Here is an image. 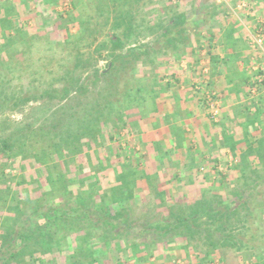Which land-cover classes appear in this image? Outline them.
<instances>
[{
    "label": "rangeland",
    "instance_id": "rangeland-1",
    "mask_svg": "<svg viewBox=\"0 0 264 264\" xmlns=\"http://www.w3.org/2000/svg\"><path fill=\"white\" fill-rule=\"evenodd\" d=\"M173 1L0 0V232L8 228L13 235L10 240L15 239L23 224L22 220L17 222L12 217L16 205H21L22 216L15 214L20 218L37 206L41 210L60 207L72 215L83 214L87 209L90 213L97 207L104 208L114 203L109 191H105L107 185L97 181V177H104V172L109 171L112 160L119 159L120 173L126 175L122 185L125 190L136 188L138 184L136 176L127 171V168H133L132 158L146 167L145 173L142 172L145 175L147 172L148 175L156 173L152 162L157 168H163V165L159 166L161 161L157 155L160 156L167 148L162 141L157 115L167 112L168 98L159 91L162 87L163 92L168 93L167 85L172 83L179 88L187 86L185 81L177 84L173 81L168 68L173 65L170 64L173 60H170L172 54L169 49L182 44L183 50L179 54L183 57L174 64L188 67L192 63L193 54L185 48L191 47L195 39L189 31L193 26L181 33L184 22L179 18L185 12L200 9V5L195 3L186 6L187 0H181L179 4L178 0ZM245 1L253 9L252 21L246 23L250 28L256 19L264 17L256 11L258 1ZM247 36L253 50L251 35ZM209 68L212 80L215 72L212 66ZM194 83L198 95L197 79ZM203 84H207L206 78ZM204 95L207 100L208 92ZM161 99L166 101L161 104ZM182 117L181 126L188 127V122H184L185 114ZM112 145L118 150L114 152ZM148 145L155 151L150 152ZM156 147L160 149L158 153ZM8 154L12 157L5 158ZM171 156L167 158L171 159ZM127 158L129 162L126 163ZM101 165L103 171H100ZM197 166H189L188 170L192 172L184 171L185 175L179 172L182 175L179 180L169 185L162 174L165 171L172 174L173 164L170 167L166 165L165 171L161 170L158 180L153 176L139 182L146 188L142 191L170 188L174 194L171 195L172 202L167 203L159 202L158 197L151 193L143 194V199L137 196V209L142 210L137 215L142 214L143 221L147 223V216L159 217L164 210L160 208H166V205L176 206V210L180 207L189 213L192 200L199 199L200 194L213 200L210 206L222 212L234 211L241 205L243 208H239L231 218L213 213L211 220L204 217L199 223L202 228L204 223L221 221L225 223L222 231L208 229L205 225L203 233L182 230L178 234L160 237L157 241L174 240L178 236L183 238L186 243H181L186 245L187 252L176 251L172 247L167 258L159 255L157 260L160 264H172L174 259L179 264H249L250 260L241 258L246 249L238 248L244 241L260 253L252 264H263L264 167L255 170L236 167L229 177L223 178L211 169L205 171L206 167L202 170ZM35 168L45 177L44 186L38 191H35L38 184L30 174ZM223 168L227 170L226 166ZM197 172L205 176V180ZM48 173L52 182L49 176L46 177ZM84 173L90 176L82 178ZM155 175L157 177V173ZM70 178L75 181L69 183L67 179ZM104 180L119 185L114 181L115 173ZM27 187L32 192L28 193ZM185 189L188 194L183 193ZM20 190L22 198L17 195ZM80 192L86 202L82 206L77 204ZM99 195H102V200ZM234 199L237 201L233 202ZM243 199L247 200L245 204H242ZM116 205L118 210L127 207L126 204ZM74 207L80 210L71 212ZM90 214L88 219L82 220L83 223L95 221L98 217ZM131 231L128 239L140 242L142 236L139 240L134 235L143 234L142 230L135 227ZM69 237V241L74 243L71 235ZM156 237L155 233L148 235L152 240ZM187 241L196 246V253L187 246ZM12 243L16 245L15 241ZM39 248L35 244L27 247L26 254L18 257L23 260L21 264H33L30 251ZM214 248L218 252L211 254L213 262L207 261L208 253ZM8 249L9 246L4 250ZM155 250L159 251L157 245ZM198 251H201L200 255H197ZM89 252L82 251L87 255ZM137 255L143 257L146 252L140 251ZM47 257L54 259L56 264H62V257ZM81 258L84 257L81 255Z\"/></svg>",
    "mask_w": 264,
    "mask_h": 264
},
{
    "label": "crops",
    "instance_id": "crops-1",
    "mask_svg": "<svg viewBox=\"0 0 264 264\" xmlns=\"http://www.w3.org/2000/svg\"><path fill=\"white\" fill-rule=\"evenodd\" d=\"M180 1L178 0V4ZM240 1L187 0L185 3L186 6L192 3L200 5L199 11L185 12L179 18L184 22L181 33L193 26L189 31L195 39L191 47L185 48L187 52L193 54L190 60L192 63H189V69L183 64L182 66L174 64L183 57L179 54L183 50L182 44L180 46L178 43L169 49L172 54L170 60H173L169 62L173 65L168 68L171 70L173 81L175 84L185 81L187 86L179 88L173 83L168 84L170 86L167 85L168 93L163 92L160 87L159 92L166 94L168 98L167 112H159V116L157 115L160 120L159 129L162 130V141L165 142L167 151L161 152L160 156L157 155L161 161L159 166L163 165V168H157L155 162H152L156 172L159 169L165 171L166 165L167 167L174 165L172 174L165 171V178L168 180H179L182 176L179 172L184 175L186 171L192 172L188 170L192 164H198L202 170L206 167L205 171L211 169L210 171H215L223 178L236 167L241 166L242 169L248 167L252 170L264 167V82L257 85L254 93V76L258 69H255L253 64L256 63L257 56L255 51L250 49L247 39L250 29L246 24L251 23L252 19L245 11H239L240 13L235 11ZM256 1L259 2L256 11L264 17V0ZM228 7L230 10H227ZM211 66L215 72L212 80L209 68ZM205 78L207 84H203ZM196 79L200 89L198 95L194 90V87H197L194 83ZM209 91H214L219 100L220 113L217 119H212L209 113L204 95ZM161 100V104L166 101ZM183 114L186 116L184 122H188V127L181 126ZM148 147L150 152L155 149L150 145ZM156 149L158 153L160 149L158 147ZM170 154L171 159L167 158ZM224 166L227 167L226 171ZM199 177L203 179L205 176L200 174ZM144 189L146 188L143 187L137 195L143 198V194L156 195L157 192H161L160 189H155L154 192H149L150 189L142 191ZM166 191L174 194L170 192V188ZM179 192L183 195L189 191L185 189L183 193ZM245 251L246 254H242L241 258L250 260L249 264L258 259V252L254 246L248 244Z\"/></svg>",
    "mask_w": 264,
    "mask_h": 264
},
{
    "label": "trees",
    "instance_id": "trees-1",
    "mask_svg": "<svg viewBox=\"0 0 264 264\" xmlns=\"http://www.w3.org/2000/svg\"><path fill=\"white\" fill-rule=\"evenodd\" d=\"M110 140L113 141L114 137L111 136ZM110 147L114 152L118 150V148L114 145ZM64 150L65 149H63V151ZM10 157H12V155L8 154L5 158ZM126 160V163L129 162L128 158ZM131 161L134 162L133 168L131 170L127 168V171L128 174L136 176L135 181L138 183L135 186L136 188L133 187L131 190H125V188L122 187L124 183L123 178L124 180H126V175L120 173L119 159L111 161V167L109 168V171L107 170L106 172H104V177H97V181L103 182L107 185L105 186L107 187L105 191H109L110 196L112 197V201H114L115 204L113 203L112 206L109 205L105 206L104 208L97 207L96 209H94V211L90 212L94 213L93 216H98L95 218V221L83 223L82 220L84 218L88 219V217L91 216V214L87 212L88 209L83 210L85 211L83 214L79 213L72 215L65 209L60 207L41 210L39 206L33 208L31 212L25 217L20 218L15 214H20V216H22L20 211L21 205H16L13 208L15 209V211L13 212L15 213H13L12 217H14V220L17 222L19 220H22L23 224L20 230L16 232L17 236L13 240H10L13 235L11 236L10 230L8 228H5L0 232V264H21L23 260L18 259V257L26 254V248L32 247L34 244L40 248L30 251L33 264H56L54 262V259L47 257L48 255H55L58 258L62 257V264H143L144 262H148L149 264H160L161 262L160 260H157V257L159 255H162L161 257L167 258V254L171 252L170 249L172 247H174V250L176 251L180 249L181 251L187 252V249L185 247L186 245L181 243L184 240L183 238H179L178 236V239L174 240L157 241L158 239H160V237H167L172 233L178 234L182 232V230L194 231L195 233H203V227L205 225V227L208 226V229L213 228L214 230L222 231L225 223L213 220L209 224L204 223L203 227L201 228L200 224L203 222L202 219L204 217H206L207 219L208 217L211 220L213 213H222L225 218H231L239 212V208H243V206L241 205L234 211L222 212L221 210L213 209L212 206H210L213 200L208 199L205 194H200L201 197L199 199H197L196 201L192 200L193 203L189 213H185L182 208L179 209L180 207H177L176 210V206L173 205H166V208L165 206L161 208L159 206L160 209H164L160 212L159 217L153 219L147 216V220L149 221L146 223L143 221V219L145 218L142 216V214L137 215L139 212H142V210L139 211L137 209L138 204H134V202H138L137 193H140V190L143 189V186L140 185L141 182H144L143 179L146 180L148 178L150 180L152 176H154V178L158 180L161 171L160 169L157 172L155 171L157 173V177L155 174L148 175L149 172H147V175H145L142 172L145 173L146 167L140 166V164L137 161L133 160V158ZM103 170L104 167L101 165L100 171ZM112 173H115L114 181H117L119 185H112V181L109 182L107 180H104L106 176L112 175ZM30 174L31 177H33L34 181L38 184L36 190H32L38 191V189H40L41 187L43 188V181H45V179L43 178L45 177L41 175L39 170L35 168L33 174ZM49 174L50 173H48L46 177L49 176L48 178L51 181ZM88 174L89 173L85 174L82 178L87 179L90 176V174ZM165 175L166 174H162L165 183L167 185L173 183L172 181L174 180H168L167 178H165ZM48 178L46 179V181H49ZM67 181L69 183H72L73 181H75V179L70 178L67 179ZM26 190L28 193L32 192L29 191L28 187ZM101 190H104V188ZM160 190L161 192H157L156 194L159 202H172L173 199L171 197V194L166 191V188H160ZM21 192L22 191L20 190L17 194L20 198H22ZM163 192L165 193L163 194ZM101 196L102 195H99L100 199L102 200L103 198ZM78 198V206H82V204L84 205L86 203L84 202L85 198L83 197L81 192L78 194ZM141 199L139 201H141ZM236 201L237 200L234 199L233 202ZM246 201L247 200L243 199L242 204H245ZM118 203L121 205L126 204V209L118 210V207L116 205ZM194 205L196 206L194 207ZM77 210H80V208L74 207L71 209V212ZM239 216H242L241 213ZM142 221L144 223H142ZM135 227L142 230L141 232L143 234L139 235L137 233L134 235L135 237L139 238V240H141L142 236V240L140 242H132V240L128 239V235L132 233L131 230ZM63 230L66 231L62 233ZM154 233L157 234L155 240L148 238V235ZM70 235L71 238L74 239V243L69 241ZM230 237L232 238V240H234V237ZM12 241H15L16 245H14ZM184 243H186V241ZM187 243V246H189L190 249H192L193 251L196 250L195 245L191 246L188 241ZM81 245L83 246V248H79ZM156 245L158 246L159 251H154ZM214 245L216 247L215 242ZM240 245L241 246L238 247L239 249L248 248L247 243H245L244 241H241ZM7 246H9V249L4 250ZM12 248L17 249L18 251H14L15 249L12 250ZM80 250H89L90 252L87 255V253L84 254ZM140 251L146 252V255L143 257H138L137 253H139ZM215 251L218 252V249L214 248L208 253L209 256L208 258H206L207 261L213 262L214 257L211 258L210 256ZM200 252L201 251H198L197 255H200ZM78 253H80V255ZM81 255L84 258H81ZM152 258L155 259L151 261ZM12 259H15V261H13ZM172 264H179L178 260L176 261V259H174Z\"/></svg>",
    "mask_w": 264,
    "mask_h": 264
},
{
    "label": "built area",
    "instance_id": "built-area-1",
    "mask_svg": "<svg viewBox=\"0 0 264 264\" xmlns=\"http://www.w3.org/2000/svg\"><path fill=\"white\" fill-rule=\"evenodd\" d=\"M251 5L248 4L245 0H241L235 11H245L247 15L251 16L252 14ZM251 35V44L253 51H255L256 63L258 66L255 69H258L254 78V87L253 92L255 93L257 85L264 82V19H256L255 24L250 28ZM207 105L209 108V113L212 119H217L220 109H219V100L217 99V94L213 91L208 92Z\"/></svg>",
    "mask_w": 264,
    "mask_h": 264
}]
</instances>
